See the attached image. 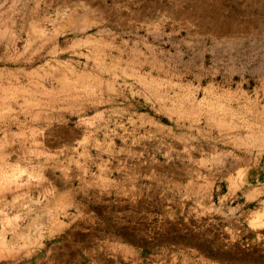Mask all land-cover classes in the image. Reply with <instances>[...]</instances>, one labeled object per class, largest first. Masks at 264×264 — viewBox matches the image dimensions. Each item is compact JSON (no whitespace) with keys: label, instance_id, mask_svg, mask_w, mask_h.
Returning a JSON list of instances; mask_svg holds the SVG:
<instances>
[{"label":"rangeland","instance_id":"1","mask_svg":"<svg viewBox=\"0 0 264 264\" xmlns=\"http://www.w3.org/2000/svg\"><path fill=\"white\" fill-rule=\"evenodd\" d=\"M0 264H264V0H0Z\"/></svg>","mask_w":264,"mask_h":264}]
</instances>
